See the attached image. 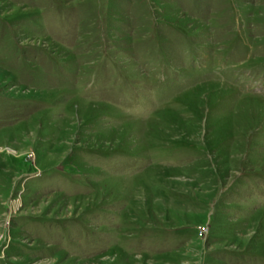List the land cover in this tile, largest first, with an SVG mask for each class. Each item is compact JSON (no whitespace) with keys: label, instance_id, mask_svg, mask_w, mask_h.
Returning a JSON list of instances; mask_svg holds the SVG:
<instances>
[{"label":"rangeland","instance_id":"rangeland-1","mask_svg":"<svg viewBox=\"0 0 264 264\" xmlns=\"http://www.w3.org/2000/svg\"><path fill=\"white\" fill-rule=\"evenodd\" d=\"M0 264H264V0H0Z\"/></svg>","mask_w":264,"mask_h":264}]
</instances>
